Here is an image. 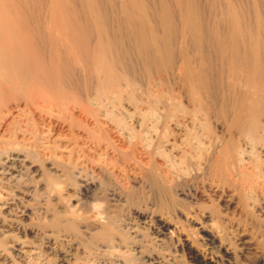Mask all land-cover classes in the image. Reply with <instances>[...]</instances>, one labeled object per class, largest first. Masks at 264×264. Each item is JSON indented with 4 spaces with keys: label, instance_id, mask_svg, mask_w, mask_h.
<instances>
[{
    "label": "bare ground",
    "instance_id": "1",
    "mask_svg": "<svg viewBox=\"0 0 264 264\" xmlns=\"http://www.w3.org/2000/svg\"><path fill=\"white\" fill-rule=\"evenodd\" d=\"M127 166L193 264H264V0H0V264L166 263Z\"/></svg>",
    "mask_w": 264,
    "mask_h": 264
},
{
    "label": "rangeland",
    "instance_id": "2",
    "mask_svg": "<svg viewBox=\"0 0 264 264\" xmlns=\"http://www.w3.org/2000/svg\"><path fill=\"white\" fill-rule=\"evenodd\" d=\"M125 169L126 170L123 171V173L125 174L124 179L121 180V182L123 185H125V184H126V186L129 185L131 187V190L133 189V191H135L134 192L135 198H134V202H131L132 206H131V203L129 206V204H127L128 203L127 201H123V202L118 203L119 209H121V211L128 214L133 219V221L139 227H141L142 230H144L145 234H148V235H151L152 229L157 226V223H158L157 217H159V216H164L166 218L168 216V218H170L173 221L172 223L174 224V226H176V225L178 226V227L176 226V229H175L176 232L170 231L171 233L169 232V235H171V236L167 235L168 238L167 237L165 238L164 243L162 245H160V247L157 246V248L161 249V251L159 252L158 249H155V252H159L162 255L165 254L164 255L165 257L167 256V258H170V259H166L165 260L166 263H163V264H193L194 261L192 260V257L190 255L191 254L190 251H193V250H200L204 254H207L208 255V256L206 255L207 257H214V259L216 257H218V255H220L219 254L220 252L217 253L216 248L210 247L207 243H206L207 245L205 244V241L203 240V237L200 234V231H199V229H197V227H195L193 224H191L189 222L183 221L182 218L179 219V217H175L174 212H170L169 210L164 208V205L162 204L160 197H157V195H155L154 193L150 194L152 192L149 190L147 191V189H148L147 187L144 188L145 189L144 190L142 187L139 186L138 183H134L132 176H134L135 173H131L130 171H132V170L129 171L128 166ZM118 177H120V176L118 175ZM112 180H110V181L112 182ZM108 184H110V183L108 182ZM133 184L137 188H140V189H137ZM110 185H113V182ZM138 190H140L141 192ZM142 190H144V191H142ZM139 192H140V194H139ZM146 193H147V195H145ZM138 196H140V197L138 198ZM144 196H147V197H144ZM152 196H153V198L154 197L155 198L153 199ZM155 199H156V201H155ZM181 201H183L184 204H183V202L181 203ZM181 201L179 202L177 207L182 208V207L189 205L185 200L181 199ZM71 203L73 205L77 204L74 200H72ZM137 204H138V206H137ZM123 208H124V210H123ZM134 219H136V220H134ZM26 221H28V220H26ZM211 224H212V222L208 221L206 224V227L211 228V226H213L215 231L216 230L219 231L220 228H216V226L211 225ZM223 226L226 228L223 227L224 229L221 230V232H219V233H222L223 236L225 235L224 239H223V244H225V247L230 245V248L232 249L233 248L232 246L234 245V243H236L235 239L237 238L236 237L237 234L232 229L228 228V226H226V225H223ZM208 248H210V249H208ZM236 252H238L237 254H239L238 256H239V261L241 262V264H255V261L258 257V254L256 256L254 251L249 250L247 252V250L246 251H245V249L242 250L239 247L236 249ZM213 253L216 256H214Z\"/></svg>",
    "mask_w": 264,
    "mask_h": 264
}]
</instances>
